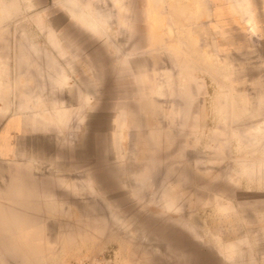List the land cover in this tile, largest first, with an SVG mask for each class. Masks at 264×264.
Listing matches in <instances>:
<instances>
[{
    "label": "rangeland",
    "instance_id": "rangeland-1",
    "mask_svg": "<svg viewBox=\"0 0 264 264\" xmlns=\"http://www.w3.org/2000/svg\"><path fill=\"white\" fill-rule=\"evenodd\" d=\"M48 1L0 0V80L52 49L39 16L76 29L44 12ZM76 1L106 37L93 39L87 70L63 71L77 80L61 103L46 100L56 123H78L51 136L64 164L0 165V264H264L256 16L238 0H153L119 22L105 0Z\"/></svg>",
    "mask_w": 264,
    "mask_h": 264
},
{
    "label": "crops",
    "instance_id": "crops-1",
    "mask_svg": "<svg viewBox=\"0 0 264 264\" xmlns=\"http://www.w3.org/2000/svg\"><path fill=\"white\" fill-rule=\"evenodd\" d=\"M105 1L102 5L106 3L108 16H113V21L116 16L117 20L115 21L119 22H121L120 16H125L129 12L134 13L136 7H149L151 11V7L154 6L153 0ZM249 3L245 0H238L234 5L241 10L243 16L247 15L250 18L252 16L253 22L256 21L254 19V16H256L257 23H260L258 31H264V18L261 17L262 13L264 14V0H249ZM85 8L79 7L76 0H49L43 11L53 12L54 14L59 12L63 20L74 25L76 29L66 30V27L63 28L58 23V18L50 16L52 13L44 14L43 17L39 16L40 21L45 24L48 23L52 30L47 27L43 31H38L37 35L49 40L52 43V49L45 51L42 58H39L41 60L39 62L32 63L30 61V63L14 60V62L9 63L8 70L13 72L11 79H5L7 82L0 80V119L2 120L0 124V165H7L10 160L28 166H31L30 163L35 164L38 162H43L49 166L55 165V162L59 165L64 164L61 158L59 160L55 159L56 149L54 145L56 139L54 140L51 136L74 134L78 123L76 121L75 123L72 122L73 118L70 115L68 118L71 119V124L68 127V123L65 126L61 120L58 122L59 124L56 123V115L52 113L54 109L47 104L46 100L54 102V104L56 102L61 103L62 99L59 93L62 87L66 85L70 88V83L77 80V73L74 75L75 80L72 79V76L66 80V78H63V71L67 75L66 71L87 70L88 67L83 66V64L85 62L86 65H93V59L90 57L93 52V39L95 37H106L100 34L94 25L95 12L90 13L88 7ZM248 10H250L249 14H247ZM110 21L109 19L105 22ZM16 35L14 31L10 37L14 39ZM64 39L75 40V42L71 41L65 45ZM84 39L91 40L89 48L88 43L84 47L76 42ZM30 51L29 47L28 54L35 55L34 52ZM21 55H24V53H21ZM50 56H53V58ZM15 72H21V74ZM16 77L20 78L16 79ZM17 81H22V88H24L22 92H19L20 94L15 88L20 85L16 84ZM21 94L22 98H18L17 96ZM47 95H50L51 98L46 97ZM39 101L44 103V106L42 105L44 108L40 105L37 109L31 106V102L38 103ZM50 110L51 113L48 112ZM42 119L52 120L42 121Z\"/></svg>",
    "mask_w": 264,
    "mask_h": 264
}]
</instances>
